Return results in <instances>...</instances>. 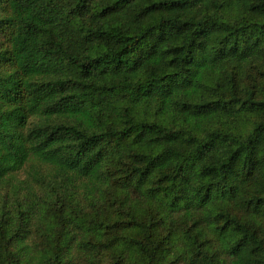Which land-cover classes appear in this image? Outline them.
Returning <instances> with one entry per match:
<instances>
[{
    "label": "trees",
    "instance_id": "16d2710c",
    "mask_svg": "<svg viewBox=\"0 0 264 264\" xmlns=\"http://www.w3.org/2000/svg\"><path fill=\"white\" fill-rule=\"evenodd\" d=\"M0 264H264V0H0Z\"/></svg>",
    "mask_w": 264,
    "mask_h": 264
},
{
    "label": "rangeland",
    "instance_id": "374dc122",
    "mask_svg": "<svg viewBox=\"0 0 264 264\" xmlns=\"http://www.w3.org/2000/svg\"><path fill=\"white\" fill-rule=\"evenodd\" d=\"M38 168L43 169L40 166H37L35 164L30 163L28 166H26L25 170L15 176L12 180L6 181L2 184H0V197L7 194L9 191L13 190V186L21 185V182H24L27 175L29 173L35 172Z\"/></svg>",
    "mask_w": 264,
    "mask_h": 264
}]
</instances>
